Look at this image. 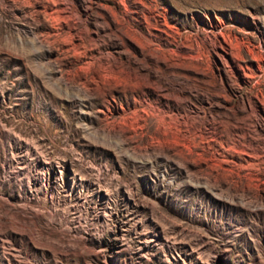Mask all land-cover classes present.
<instances>
[{
	"label": "rangeland",
	"instance_id": "rangeland-1",
	"mask_svg": "<svg viewBox=\"0 0 264 264\" xmlns=\"http://www.w3.org/2000/svg\"><path fill=\"white\" fill-rule=\"evenodd\" d=\"M0 264H264V0H0Z\"/></svg>",
	"mask_w": 264,
	"mask_h": 264
}]
</instances>
